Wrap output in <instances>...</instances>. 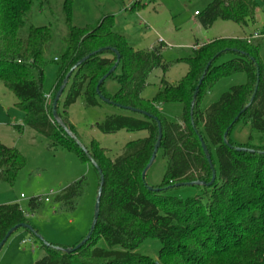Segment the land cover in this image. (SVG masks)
Listing matches in <instances>:
<instances>
[{
  "label": "trees",
  "instance_id": "trees-1",
  "mask_svg": "<svg viewBox=\"0 0 264 264\" xmlns=\"http://www.w3.org/2000/svg\"><path fill=\"white\" fill-rule=\"evenodd\" d=\"M135 1L131 8L138 7L139 0ZM32 5L33 0H0V83L15 96V105L24 112L22 125L14 127L20 130L27 126L47 138L50 146L71 151L81 161H90L76 140L53 119L52 100L72 65L101 49L71 73L57 102V114L73 132L66 110L80 96L87 106L102 101L95 87L116 60L111 50L114 48L120 55L118 66L122 68L116 77L119 89L110 95L104 88L112 72L99 86L100 93L113 106L139 109L159 120L162 137L158 151H162L167 163L161 184L149 189L141 173L157 137L155 119L124 108L121 113L107 115L97 124L101 132L145 130L147 135L127 142L114 158L107 156L94 141L91 149L85 147L103 175L95 227L86 242L70 251L62 249L70 247L41 242L45 254L35 264H264V60L259 56L264 32L257 33L261 35L258 37H252L253 34L216 38L200 45L193 49L191 57L180 59L188 69L177 83L163 81L152 100H144L141 91L148 73L159 66L167 69L161 59L162 45L134 50L122 35L113 31L112 15L93 25H75L72 0H62L64 47L52 60L56 77L46 90L44 75L48 60L44 49L52 40V32L48 26L28 24ZM256 8L255 0H213L196 15L204 28L217 19L247 25L254 22ZM225 53L232 54V58L215 65ZM208 62L191 115L192 94ZM236 73H244L245 82L231 86L203 109L202 98L211 86ZM46 95H50V101ZM252 95L249 106L234 121ZM62 98L61 113L58 104ZM167 101L182 104L180 122L167 120L159 113L158 105ZM240 120L255 132L257 144L251 143L254 134L249 135L246 144L231 141L230 132ZM226 130L229 145L223 139ZM200 140L216 172L210 185L206 183L211 179V169ZM235 147L253 151H237ZM22 165L19 151L0 141V180L12 183ZM195 180L204 183L193 185L199 188L198 194L188 198L169 194L170 190ZM84 185V178H80L55 196L61 209L75 208ZM37 198L29 200L32 212L42 201ZM24 212L17 202L0 204V241L11 227L29 224L28 213ZM147 246H151L152 253Z\"/></svg>",
  "mask_w": 264,
  "mask_h": 264
},
{
  "label": "rangeland",
  "instance_id": "rangeland-1",
  "mask_svg": "<svg viewBox=\"0 0 264 264\" xmlns=\"http://www.w3.org/2000/svg\"><path fill=\"white\" fill-rule=\"evenodd\" d=\"M213 0H139L138 7L131 8L135 0H72V23L75 25H93L106 15H112L113 31L122 35L134 50L160 47L162 63L167 69L159 66L153 68L146 76V84L141 91L144 100H152L164 84L177 83L187 72V64L181 58L193 55V45H200L216 38H242L264 32V0L257 3L254 22L240 25L231 20L217 19L209 28H204L198 16ZM62 0H33L28 24L48 26L52 40L44 49L48 60L45 67L44 87L50 89L55 82L56 66L54 57L63 50L62 37L66 27L61 15ZM264 60V45L259 50ZM232 58L225 53L215 61V65ZM119 65L114 74L104 82V88L110 95L119 89L117 75L121 73ZM245 82L244 73H236L214 83L201 102L205 109L210 103L230 89L231 86ZM50 101V99H49ZM15 96L0 83V141L16 148L23 165L16 172L12 183L0 180V204L17 202L21 209L28 213V222L33 230L47 243L62 247H71L80 242L89 232L94 204L98 189V174L90 161H81L76 154L61 147L50 146L49 141L35 130L22 125L24 112L15 105ZM63 112V98L58 104ZM68 120L80 143L91 149L94 141L105 150L110 158L122 152L129 141L143 138L145 130H119L114 133H103L97 128L107 115L121 113L123 110L111 104L100 102L96 106H87L80 96L67 108ZM159 113L170 121H179L182 114L180 102H162L158 105ZM180 122V121H179ZM250 125L238 121L230 132V139L236 144L249 142V135L254 134ZM252 144H257L253 135ZM166 158L162 151L149 167L145 183L149 187L161 184L166 171ZM84 178V193L72 210L61 209L55 196L70 183ZM50 191L53 194H49ZM200 192L193 185H185L169 191L172 196L192 197ZM49 197L42 200L32 212L29 200L33 197ZM26 240V243H22ZM155 249L158 243H154ZM147 251L152 253L151 246ZM45 254L41 241L24 228H18L7 239L0 250V264H35Z\"/></svg>",
  "mask_w": 264,
  "mask_h": 264
},
{
  "label": "water",
  "instance_id": "water-1",
  "mask_svg": "<svg viewBox=\"0 0 264 264\" xmlns=\"http://www.w3.org/2000/svg\"><path fill=\"white\" fill-rule=\"evenodd\" d=\"M111 50L115 53L116 55V60L115 62L113 63V65L109 68V70L98 80L97 84H96V87H95V90H96V93L98 95V97L105 103H112L109 99H107L105 96H103L101 93H100V90H99V86L104 82V80L108 77L109 74H111L112 72H114V70L117 68L118 64H119V60H120V55L118 53V51L114 48H111ZM101 49H98L96 51H93L91 53H89L88 55H86L85 57L81 58L80 60H78L75 64L72 65V67L69 69V71L66 73V75L64 76L63 80H62V83L60 84V86L58 87L55 95H54V98L52 100V117L53 119L58 123V125H60L63 130L65 131V133L74 138L76 140V142L78 143V145L81 147V149L84 151V153L87 155V157L89 158L90 162L92 163V165L94 166V168L98 171L99 173V186H98V189H97V195H96V199H95V204H94V211H93V219H92V223H91V226H90V229H89V232L88 234L77 244L75 245L74 247H70V248H62L66 251H70V250H73L75 248H78L82 243L86 242V240L89 238L92 230L94 229L95 227V224H96V221H97V217H98V214H99V207H100V197H101V191H102V185H103V175H102V172L100 170V168L98 167L97 163L89 156L88 154V151L87 149L85 148V146H83L80 141L77 139V137L73 134V132L71 130H69L63 123V121L61 120L60 116L57 114V111H56V106H57V102L60 98V96L62 95V92L63 90L65 89L66 85H67V82H68V79L71 75V73L82 63L84 62L87 58H89L91 55L95 54L96 52H100ZM210 65V62L207 63V65L205 66V69L202 73V75L200 76L199 80H198V83L197 85L195 86L194 88V92L192 94V99H191V107H190V114L192 115V112H193V106H194V102H195V98H196V94H197V91H198V88L202 82V79L204 77V74L206 73V70L208 69ZM253 96H251L248 104L235 116L234 118V121H236L239 117V115L241 114V112H243L250 104V102L252 101L253 99ZM119 107L121 108H124V109H128L130 111H134V112H137V113H141V114H144L148 117H151V118H154L156 123H157V137H156V140H155V143L153 145V149H152V152H151V155L148 159V162L146 163L145 167L143 168L142 170V173H141V178L144 180L145 179V176H146V173L149 169V167L152 165L155 157H156V154H157V151H158V148H159V145H160V140H161V137H162V132H161V124L159 122V120L154 117L153 115L147 113V112H144L142 110H139V109H135V108H131V107H127V106H122V105H118ZM227 130L224 132L223 134V139H224V142L228 144L227 142V139H226V135H227ZM201 141V147L206 155V158L208 160V163H209V166H210V169H211V179L208 183H206V185H210L214 179H215V176H216V172H215V169L213 167V164L211 162V158H210V155L207 151V148L204 144V142L202 140ZM229 145V144H228ZM235 149L237 151H249V152H252L253 150L252 149H247L245 147H235ZM264 152V151H263ZM146 184V183H145ZM182 183H176L175 185L176 186H179L181 185ZM184 184H189V185H201V184H204L202 181L200 180H195V181H191V182H187V183H184ZM149 189H152V187H149ZM155 190H158V189H155ZM18 228H24V229H27L28 231H30L31 233H33L44 245H49V243H47L41 236H39L34 230H33V227L28 224V223H21V224H18V225H15L13 227H11L5 234V236L2 238V240L0 241V250L2 248V246L5 244V242L7 241V239L10 237V235L15 231L17 230ZM55 248H59L57 246H53Z\"/></svg>",
  "mask_w": 264,
  "mask_h": 264
},
{
  "label": "built area",
  "instance_id": "built-area-1",
  "mask_svg": "<svg viewBox=\"0 0 264 264\" xmlns=\"http://www.w3.org/2000/svg\"><path fill=\"white\" fill-rule=\"evenodd\" d=\"M258 36H261V35L255 33L252 37H258ZM195 48H197V46H196V45H193V49H195ZM46 98L49 100V99H50V95H46ZM49 194H53V192L50 191ZM37 200L48 201V200H49V197H48V196H45L44 198L39 197V198H37ZM24 213L26 214V212H24ZM26 215H27V214H26ZM22 243H26V240H22Z\"/></svg>",
  "mask_w": 264,
  "mask_h": 264
},
{
  "label": "crops",
  "instance_id": "crops-1",
  "mask_svg": "<svg viewBox=\"0 0 264 264\" xmlns=\"http://www.w3.org/2000/svg\"><path fill=\"white\" fill-rule=\"evenodd\" d=\"M255 13H256V11H255ZM195 14H197V11H195ZM255 19V18H254ZM14 127V126H13ZM23 128V127H22Z\"/></svg>",
  "mask_w": 264,
  "mask_h": 264
}]
</instances>
